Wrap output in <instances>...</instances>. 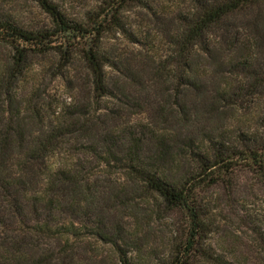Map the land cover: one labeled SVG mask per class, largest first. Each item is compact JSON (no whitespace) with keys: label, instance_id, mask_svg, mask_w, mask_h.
I'll use <instances>...</instances> for the list:
<instances>
[{"label":"trees","instance_id":"trees-1","mask_svg":"<svg viewBox=\"0 0 264 264\" xmlns=\"http://www.w3.org/2000/svg\"><path fill=\"white\" fill-rule=\"evenodd\" d=\"M37 1L52 18L49 28L28 29L0 16V43L12 51L3 84L15 85L34 57L54 53L63 68L80 59L91 78L90 94L102 99L114 93L108 83L111 57L105 38L119 33L132 40L126 12L134 7L152 9L169 0H103L83 20L68 17L51 0ZM187 1V10L175 17L171 58L178 78L194 75L198 57H220L219 65L241 78L230 97L259 104L264 98V0ZM115 87L125 95V85ZM90 100L83 94L73 112L42 134H27L18 117L7 118L4 127L0 123V264L76 263L81 254L77 241L83 239V205L93 212L92 194L99 187L91 170L94 162L126 167L167 209L183 214L184 238L161 264L214 259L206 245L211 224L204 194L217 187L242 193V179L264 189V110L255 129L242 131L233 140H212L207 150L193 154L195 166L188 174L174 177L145 162L143 140L137 136L143 130L91 120ZM83 135L91 141L84 148ZM64 145L76 152H60ZM54 240L58 248L35 256ZM121 264H133L123 252Z\"/></svg>","mask_w":264,"mask_h":264},{"label":"rangeland","instance_id":"rangeland-1","mask_svg":"<svg viewBox=\"0 0 264 264\" xmlns=\"http://www.w3.org/2000/svg\"><path fill=\"white\" fill-rule=\"evenodd\" d=\"M51 1L77 20L103 2ZM187 6V0H169L157 2L152 9L134 7L126 12L133 39L113 33L104 40L111 57L107 72L113 97L96 99L90 94L91 78L82 61L63 68L54 53L34 57L15 85L3 84L12 51L0 43L1 126L7 118L18 117L27 134H42L73 112L84 94L91 96V120L143 130L137 136L143 140L145 162L174 177L185 176L195 166L194 153L207 150L212 140H233L242 131L255 129L264 110V98L251 106L246 99L230 97L229 91H235L241 78L221 67L220 57L202 55L194 75L178 78L171 58L175 17ZM0 16L28 29L52 26L51 16L37 0H0ZM116 84L126 86L125 95ZM89 143L83 135V148ZM71 147L64 145L60 152H76ZM91 167L99 187L92 194L93 212L83 205V239L77 241L81 254L75 264H121V252L133 264H161L169 259L186 232L183 214L167 209L126 167L115 162H94ZM241 182L242 193L217 187L204 194L211 224L206 245L214 259L195 264H264V189L245 179ZM57 243L51 241L35 256L48 254L59 247Z\"/></svg>","mask_w":264,"mask_h":264}]
</instances>
